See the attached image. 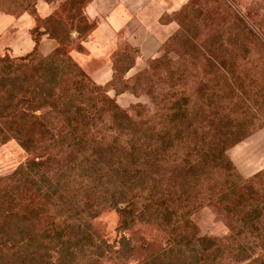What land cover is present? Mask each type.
I'll return each instance as SVG.
<instances>
[{
  "label": "trees",
  "instance_id": "trees-1",
  "mask_svg": "<svg viewBox=\"0 0 264 264\" xmlns=\"http://www.w3.org/2000/svg\"><path fill=\"white\" fill-rule=\"evenodd\" d=\"M35 2L20 12L40 17ZM202 15L184 6L169 38L178 65L163 84L147 70L134 74L145 79L148 102L130 112L108 95L118 93L111 82L124 49L135 57L124 41L103 85L70 55L38 51L41 35L58 40L51 28L38 29L23 56H0V143L13 139L29 155L0 176V264H126L146 244L125 235L135 223L166 235L138 264H264V169L243 178L226 156L264 125V44L256 38L249 48L234 19L199 37ZM251 57L247 80L238 63ZM211 203L235 222L223 236L194 230L192 213ZM109 209L118 214L114 242L91 223Z\"/></svg>",
  "mask_w": 264,
  "mask_h": 264
},
{
  "label": "rangeland",
  "instance_id": "rangeland-1",
  "mask_svg": "<svg viewBox=\"0 0 264 264\" xmlns=\"http://www.w3.org/2000/svg\"><path fill=\"white\" fill-rule=\"evenodd\" d=\"M31 1L0 0V12L13 10L14 14H19L22 9L26 8L27 3L31 4ZM76 1L77 3L72 2V0H53L54 14H52L51 18L43 19L35 16V18L31 17L22 21L23 29L14 44V48H11L10 24L8 21L4 22L3 25L7 29H4L2 36H0V56L3 54L10 57L23 56L29 50V39L30 46H32L31 36L35 33L38 36L40 33L38 29L47 27L54 30L58 35V46L54 51L68 55L74 52L81 64L82 70L90 77L89 74L91 72L98 70L99 67L107 62L108 55L117 46L115 45V43L117 44V39L116 37L110 39L113 46L107 45L105 47L106 52H102L101 47L96 45L93 48L92 55H87L84 41L80 38L88 37L93 32L95 20H89L81 13L82 7L87 0ZM189 2L193 3L194 8L203 10L201 28H196V33L199 34V37L203 31H214L225 21L234 19L238 24L244 25V30L248 34L250 44L255 42L256 38L260 39L262 44H264V0H151L149 8L146 10L145 16L147 19L145 20H148V23L154 22V18H150L152 13L155 15L156 13H159V15L162 13L156 32L163 39V42L158 43V45L160 44L158 49H156L155 53H151L153 55L150 57L146 58L145 55H148V53L141 56L138 66L128 71L127 74H124V66L134 60V55L130 48L124 49L123 61L117 66L118 69L111 82V87L115 88L118 93L115 94L113 89L108 91V95L114 98L116 104L121 109L130 112L133 106L137 104L144 105L148 102V94L142 86L145 79H134V74L147 70L149 74L152 73L153 77L151 80L153 82L163 84L164 81L168 80V72L170 70L174 71L173 68L178 65V61H176L178 49L173 45V42H169V38L178 30L179 22L182 19V9ZM39 8L45 11L41 6ZM26 21L32 27L30 28L31 33L26 32ZM71 24L72 26H77L80 34L75 39L72 38V33L74 32H72L73 29H70ZM96 31L98 29H95L94 33ZM167 35L168 37L165 39ZM108 40V35L105 34L103 41L107 42ZM146 40L151 44L153 39L146 38ZM250 47L252 48V44ZM118 49V51H123L121 45ZM241 53L243 55L245 51L242 50ZM77 54L79 55L77 56ZM72 59L74 60V58ZM253 65L254 57L248 59L246 65H243L240 61L238 63V70L244 71V74H240V77L247 76V80H252L254 73ZM152 68L154 71H152ZM149 77L150 75L146 79L147 83ZM226 156L243 178H248L264 169V125L254 128L248 136L230 146L226 150ZM28 157V153L15 140L11 139L0 143V176L12 172L20 163L25 162ZM190 218L195 232L199 235L223 236L235 225L234 220L216 203L205 204L197 208ZM117 221V212L109 209L101 212L91 223L102 237L106 238L109 242H114L118 235L115 230ZM125 235L131 237L133 243H137L138 245L146 242L143 245L144 247L133 251L126 264H138L150 248H159L163 246L166 240V235L156 225L152 224L135 223L129 231L125 232ZM101 261L98 264H114L104 259Z\"/></svg>",
  "mask_w": 264,
  "mask_h": 264
},
{
  "label": "crops",
  "instance_id": "crops-1",
  "mask_svg": "<svg viewBox=\"0 0 264 264\" xmlns=\"http://www.w3.org/2000/svg\"><path fill=\"white\" fill-rule=\"evenodd\" d=\"M150 1L151 0H90L86 3L82 7L83 15H85L89 20H95L93 32L85 40H83V43L86 46L87 55H92L93 48L96 45L101 47L102 52H106L105 47L107 45L113 46L110 39L114 37L117 39V44L115 43V45L118 46V44H121V42L124 41L132 47L135 52V65L133 64L134 66H132L129 71L138 66V61L141 60V56H144L146 53H148V55H145L146 58L153 55L151 53H155L156 49H158L160 45H158V43L163 42V39H161L156 32L159 18L162 13L160 15L159 13H156V15L152 13L150 18H154V22L152 21L148 23V20H145L147 19L145 14L146 10L149 8ZM52 3L53 1L47 2L46 0H36L34 4L36 13L43 18L54 14V7L52 6ZM39 6H41V8L45 11H42ZM30 18L31 15L27 11L19 14L0 12V36H2L4 29H7L6 26L3 25L4 22L8 21L11 31V48H14L15 42L18 40L19 35L22 32V21ZM26 23V32L31 33L30 28L32 27L29 25V22L26 21ZM95 29H98V31L94 33ZM105 34L108 35L109 38L107 42L103 41V36ZM74 35L76 34L74 33ZM167 37L168 35L165 39ZM146 38L153 39L151 44L146 40ZM29 40V50H27V52L30 51L34 45L32 36V46H30ZM57 46L58 41L56 39L49 37L47 34H43L38 42V51L42 55H47ZM116 48L108 55L109 59L107 57V62L103 66L89 74L91 80L96 84L103 85L111 79L113 73V62L111 56ZM78 55L79 54H77V56ZM70 56H72L75 62L81 67V64L74 52H71Z\"/></svg>",
  "mask_w": 264,
  "mask_h": 264
}]
</instances>
